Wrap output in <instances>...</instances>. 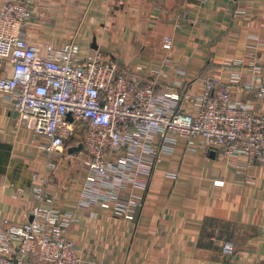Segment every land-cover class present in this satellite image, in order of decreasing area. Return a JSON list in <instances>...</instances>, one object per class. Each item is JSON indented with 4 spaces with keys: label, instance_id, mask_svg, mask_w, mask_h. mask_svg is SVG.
<instances>
[{
    "label": "crops",
    "instance_id": "obj_1",
    "mask_svg": "<svg viewBox=\"0 0 264 264\" xmlns=\"http://www.w3.org/2000/svg\"><path fill=\"white\" fill-rule=\"evenodd\" d=\"M29 7L25 36L43 53L77 36L83 55L101 51L160 95L198 94L236 58L257 59L264 74V0H30ZM166 35L173 39L170 51L162 47ZM232 101L262 109L254 91L234 90ZM183 107L196 111L190 103ZM40 143L21 123L15 99L1 94L0 232L30 220L38 173L55 203L77 219L68 237L82 264H223L227 241L236 264H264L263 165L247 171L256 182L248 185L246 172L206 150L201 137L181 138L173 153L160 152L148 190L130 185L121 192L144 197V204L132 218L119 219L112 207L82 209L86 174L68 149L48 155Z\"/></svg>",
    "mask_w": 264,
    "mask_h": 264
},
{
    "label": "built area",
    "instance_id": "obj_2",
    "mask_svg": "<svg viewBox=\"0 0 264 264\" xmlns=\"http://www.w3.org/2000/svg\"><path fill=\"white\" fill-rule=\"evenodd\" d=\"M29 5L30 0L0 4V95L15 99L21 123L41 138L39 147L48 155L83 144L70 155L86 174L82 209L112 207L116 218H132L144 197L123 198L121 192L130 185L148 190L160 152L173 153L181 138L201 137L206 150L214 148L227 162L235 161L246 172L245 183L255 185L247 171L264 166V74L257 59L226 61L198 94L160 95L101 51L83 55L77 36L61 47L49 44L43 53L25 36ZM162 47L172 49L171 36H164ZM234 90L254 91L262 109L256 111L250 102L233 104ZM184 103L196 111L186 112ZM33 181L32 220L0 232V264H82L68 237L76 217L55 203L43 176L36 173ZM223 253V264H236L233 242L224 243Z\"/></svg>",
    "mask_w": 264,
    "mask_h": 264
},
{
    "label": "water",
    "instance_id": "obj_3",
    "mask_svg": "<svg viewBox=\"0 0 264 264\" xmlns=\"http://www.w3.org/2000/svg\"><path fill=\"white\" fill-rule=\"evenodd\" d=\"M95 41V40H94ZM69 120H72V118L69 116ZM83 150V144L80 143L78 146H73L68 148V154H75L79 153L80 151ZM214 153V152H213ZM32 220V217L30 218Z\"/></svg>",
    "mask_w": 264,
    "mask_h": 264
}]
</instances>
